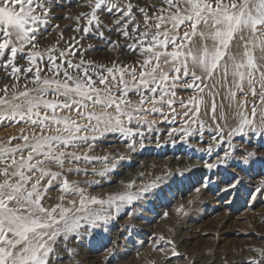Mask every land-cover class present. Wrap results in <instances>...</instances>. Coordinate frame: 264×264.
<instances>
[{"label":"snow or ice","instance_id":"snow-or-ice-1","mask_svg":"<svg viewBox=\"0 0 264 264\" xmlns=\"http://www.w3.org/2000/svg\"><path fill=\"white\" fill-rule=\"evenodd\" d=\"M84 3L89 11L59 17L74 20L72 31L83 35L65 41L59 31L56 44L45 45L46 34L60 29L56 9L65 5L0 0V124L21 126L19 135L0 140V264H62L78 255L70 239L102 229L114 219L113 208L118 215L121 204L139 199L130 191L95 196L88 188L97 181L71 178L115 170L114 159L94 154L110 134L143 137V128L157 124L150 116L165 123L180 116L187 127L172 131L186 136L197 124L215 131L217 144L249 134L264 138V0ZM89 35L106 42L115 58H88L95 46L81 40ZM231 153L207 167L233 159L249 171L257 155L244 150L235 160ZM154 250L165 252L159 243ZM249 250L255 255L244 264H264V247Z\"/></svg>","mask_w":264,"mask_h":264},{"label":"rangeland","instance_id":"rangeland-1","mask_svg":"<svg viewBox=\"0 0 264 264\" xmlns=\"http://www.w3.org/2000/svg\"><path fill=\"white\" fill-rule=\"evenodd\" d=\"M60 2L65 7L56 9L58 18L54 20L60 29L52 28L50 34H46L42 41L45 45H55L59 31L64 33L65 41L83 35L72 31L74 20L59 17L89 11L84 0ZM145 2L151 3L152 0ZM105 23H110V20L105 19ZM112 38L116 39L115 36ZM81 43L85 47L88 44L95 46L85 55L97 63H109L116 56L106 42L91 35ZM60 46H64L63 42ZM178 94L186 96L188 93L180 91ZM176 107L177 112L183 111L178 105ZM202 118L211 125L206 117ZM149 119H156L157 124L152 131L143 128V137L113 133L99 141L94 154L114 159V171L105 177L92 175L90 171L87 176L71 177L97 181L88 188L95 196L130 191L139 199L121 204L118 215L113 208L114 219H110L102 229L92 230L79 242L70 239L68 248L78 255L62 264H192L193 261L195 264H224L225 257L228 264H244L247 257L255 255L250 248L264 247V185L261 184L264 178V138L249 134L244 139L226 137L224 142L217 144L213 140L217 134L207 126L200 129L197 124H192L190 136L173 132L172 129L179 130L182 125L187 127L185 118L180 116H177L176 123H165L159 116H150ZM20 127L0 124V140L19 135ZM133 142L134 146L130 147ZM229 143L237 147L235 153H231ZM112 145H116V150L108 149ZM167 150L175 152L170 164L164 163ZM244 150L257 154L245 166L249 171L235 167L233 159H229L226 165L219 164L212 169L207 167L223 159L226 151L238 160ZM136 152L148 154L144 158L156 160V165L142 168L140 174L132 179L133 182L130 181L133 184L131 188L127 187L130 182L125 185L107 184L114 176H122L118 172L120 169L129 167L130 171H134L138 168L139 165H130L131 156ZM186 155L188 162L180 161L174 165L179 156ZM96 167H101L100 162H96ZM236 176L241 177L238 183ZM52 195L59 193L53 190ZM181 205L183 211L177 212ZM160 236L173 243L159 241ZM157 243L165 248V252L154 250ZM172 247L178 255L172 254ZM62 255L69 256L66 251Z\"/></svg>","mask_w":264,"mask_h":264},{"label":"bare ground","instance_id":"bare-ground-1","mask_svg":"<svg viewBox=\"0 0 264 264\" xmlns=\"http://www.w3.org/2000/svg\"><path fill=\"white\" fill-rule=\"evenodd\" d=\"M230 123H234V121H230ZM150 140V139H149ZM111 142L113 143V142H115V141H112L111 140ZM116 145H112L111 147H108V149L109 150H116L115 147ZM125 148V147H124ZM113 150V151H114ZM126 151V150H125ZM125 153V152H124ZM174 151L173 150H167V152H166V156H167V159L166 160H164V163L165 164H170V163H172V161L174 160V159H172L173 157V155H174ZM100 155V154H99ZM145 155H148V154H144V153H140V152H136V153H133V155L131 156L132 158L130 159V165H132V166H138V168L136 169V170H134V171H130L129 170V167H125V168H123L122 170L120 169L118 172L119 173H121V175L122 176H114L113 178H111L108 182H107V184H109V185H111V186H113V184H127L128 182H130V181H132V179L134 180L139 174H140V172H141V170H142V168H144V167H146V166H148V165H154L155 164V161L156 160H153V159H151V160H149V159H147V158H144L145 157ZM153 155V154H152ZM153 160V161H152ZM180 161H186V162H188L189 161V157L186 155V156H182V157H178L177 159H176V161H175V163H174V165H177ZM162 162H163V160H162ZM157 163V162H156ZM188 164V163H187ZM156 165V164H155ZM129 166V165H128ZM162 166H163V164H162ZM144 172V171H143ZM151 173V172H150ZM150 175V174H149ZM133 182V181H132ZM131 183V182H130ZM144 183V182H143ZM102 184V183H101ZM129 184V183H128ZM115 189V188H114ZM118 192V191H117ZM97 196V195H96Z\"/></svg>","mask_w":264,"mask_h":264}]
</instances>
